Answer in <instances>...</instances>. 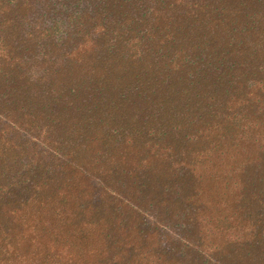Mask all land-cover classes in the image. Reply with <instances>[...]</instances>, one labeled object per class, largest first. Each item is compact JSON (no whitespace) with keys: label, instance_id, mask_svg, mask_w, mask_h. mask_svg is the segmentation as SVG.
<instances>
[{"label":"trees","instance_id":"16d2710c","mask_svg":"<svg viewBox=\"0 0 264 264\" xmlns=\"http://www.w3.org/2000/svg\"><path fill=\"white\" fill-rule=\"evenodd\" d=\"M0 264H264V0H0Z\"/></svg>","mask_w":264,"mask_h":264}]
</instances>
